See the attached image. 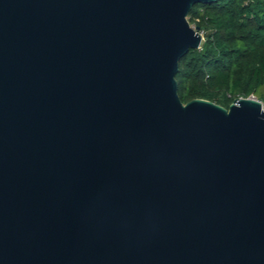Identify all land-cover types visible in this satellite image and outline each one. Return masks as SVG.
Returning <instances> with one entry per match:
<instances>
[{"label":"water","instance_id":"1","mask_svg":"<svg viewBox=\"0 0 264 264\" xmlns=\"http://www.w3.org/2000/svg\"><path fill=\"white\" fill-rule=\"evenodd\" d=\"M217 0H0V264H264V108L182 102Z\"/></svg>","mask_w":264,"mask_h":264},{"label":"trees","instance_id":"2","mask_svg":"<svg viewBox=\"0 0 264 264\" xmlns=\"http://www.w3.org/2000/svg\"><path fill=\"white\" fill-rule=\"evenodd\" d=\"M187 18L203 41L179 61L181 101L202 98L228 107L252 95L264 104V0L195 4Z\"/></svg>","mask_w":264,"mask_h":264},{"label":"built area","instance_id":"3","mask_svg":"<svg viewBox=\"0 0 264 264\" xmlns=\"http://www.w3.org/2000/svg\"><path fill=\"white\" fill-rule=\"evenodd\" d=\"M202 33V32H201ZM203 36V35H202ZM252 96V95H251ZM253 97V96H252ZM262 107L264 108V104L262 103Z\"/></svg>","mask_w":264,"mask_h":264},{"label":"rangeland","instance_id":"4","mask_svg":"<svg viewBox=\"0 0 264 264\" xmlns=\"http://www.w3.org/2000/svg\"><path fill=\"white\" fill-rule=\"evenodd\" d=\"M191 26H194L193 24H191Z\"/></svg>","mask_w":264,"mask_h":264}]
</instances>
